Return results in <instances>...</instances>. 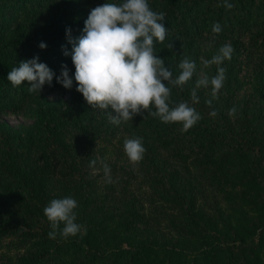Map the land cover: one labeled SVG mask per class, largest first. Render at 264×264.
<instances>
[{
  "label": "trees",
  "instance_id": "16d2710c",
  "mask_svg": "<svg viewBox=\"0 0 264 264\" xmlns=\"http://www.w3.org/2000/svg\"><path fill=\"white\" fill-rule=\"evenodd\" d=\"M122 2L0 0V113L16 111L32 97L40 114L20 128L0 120V264H264V114L249 106L248 98L209 107L207 100L193 104L175 87L172 100L189 101L201 115L181 132L180 123H164L147 110L108 126L96 120L99 110L90 108L75 80L71 89L55 76L51 85L45 83L42 90L67 91L58 99L30 93L27 81L17 87L8 81L19 61L35 56L56 75L63 64L73 75L71 55L62 49L72 48L66 28L78 37L92 8ZM227 2L234 6L226 9L224 0H148L151 10L166 13V38L154 39L155 55L165 59L175 47L202 40L230 44L231 63L237 64L227 65L228 73L234 70V87L243 83L250 96L264 102V0ZM76 13L77 18L62 21V15ZM217 22L222 30L213 34ZM232 108L236 111L229 115ZM123 133L127 139L142 138L146 152L136 164L125 154ZM80 142L114 147L112 153L128 163V183L135 186L141 178L145 188L131 189L129 200L122 193L115 199L114 182L84 178L82 157L73 156ZM66 196L78 202L75 222L82 231L65 239L57 230L49 238L43 209ZM126 201L133 206L142 201L148 209L133 212L128 205L121 214V206L111 215L120 205L115 203ZM137 219L167 236L143 237Z\"/></svg>",
  "mask_w": 264,
  "mask_h": 264
},
{
  "label": "clouds",
  "instance_id": "9594fccd",
  "mask_svg": "<svg viewBox=\"0 0 264 264\" xmlns=\"http://www.w3.org/2000/svg\"><path fill=\"white\" fill-rule=\"evenodd\" d=\"M223 6L231 9L234 5L224 0ZM165 19L166 13L151 10L148 0L97 5L84 20L81 35L73 37L71 28H66V38L72 48L70 52L65 46L62 49L64 55H71L75 67L73 75H70L66 64L56 75L35 56L19 61V66L11 69L7 79L13 87L27 81L28 91L39 95L45 83L51 85L54 76L66 89H71L75 80L76 90L83 95L90 108L107 112L110 123L114 125L133 120L136 115L144 116L147 110L148 115L164 123H180L181 132H187L201 119V115L189 101L174 102L170 92L171 87L183 88L191 80L196 64L185 57L178 64L179 75L174 77L172 70L165 67L164 59L155 55L154 39L162 43L166 38ZM221 30L218 22L213 24V34ZM46 46L44 42L39 44L41 49ZM167 47L172 49L174 44L169 43ZM233 51L230 44H225L210 60L202 59L205 68L215 64L217 72L211 78L202 73L196 80L190 93L193 104L199 103L197 90L201 87L211 88V99L206 101L209 107L212 100L218 99L226 80V69L221 65L231 59ZM153 107L155 111H152ZM235 111V108L230 109L229 115ZM210 115L215 117L217 111L213 109ZM124 151L133 164L141 161L146 152L142 138H126ZM96 163V160L90 161L89 167H94ZM100 163L106 182L112 183L110 166L104 161ZM77 207L78 202L70 196L53 199L44 207V215L52 229L48 233L49 238L54 239L57 230L65 239L82 231L83 226L75 222Z\"/></svg>",
  "mask_w": 264,
  "mask_h": 264
},
{
  "label": "rangeland",
  "instance_id": "374dc122",
  "mask_svg": "<svg viewBox=\"0 0 264 264\" xmlns=\"http://www.w3.org/2000/svg\"><path fill=\"white\" fill-rule=\"evenodd\" d=\"M59 12H57V16ZM83 15V14H82ZM66 15H62V21H68L69 19H75L79 16V13H76L75 15H71V16H67ZM51 16L48 17V19ZM49 21V20H47ZM196 45V46H195ZM186 46L181 44L180 47H175L174 50H172L171 52L168 53L167 58H163L164 62H166L165 67L169 68L170 70H172L173 72V76H178L180 73V69L178 68V64L185 58H189L190 60L195 61L196 64V72L193 75V77L191 78V80L183 87L180 88V91L182 94L180 95H184V97H190V93H191V89L195 87V83L196 80L201 76V74H206L209 76V78H211L212 76L216 75L217 72V66L215 64L211 65L210 67L205 68L203 66L202 63V59L204 60H210L213 57V53H215V50H219L220 47H222V44L219 41L215 42L214 45L210 44L207 40H202V41H197L195 43H193L192 45L188 46V48H185ZM196 47V50H195ZM208 50H213V53L211 54H207ZM197 51V53L195 52ZM196 53V54H195ZM195 54V55H194ZM195 58H194V56ZM169 59L172 61L171 64H168L166 60ZM231 63V60H225L223 62V64L221 65L222 67H224L226 69V80L224 81V85L222 87V89L219 92L218 95V99H214L212 100V102L217 105L220 106L222 103L226 102L225 100L228 99H234V100H238V99H242L243 97L248 98L249 100V106H255L256 109L260 110V114L263 115L264 114V102H259L256 100V97L254 96H250V93L246 90L245 85L242 83L240 84V87H234V82L236 79L235 77H233V71L230 73H228V67L227 65ZM234 64L235 66H237V64L235 63H231ZM166 83V82H165ZM175 90V87H171V91ZM172 92H170L171 94ZM37 94V93H35ZM40 94L48 99H58L61 97H65L67 95V91H65L62 88H58L55 90H51V91H45V90H41ZM34 95V94H33ZM32 95V96H33ZM197 95L199 97V102L204 101V100H209L211 99V88H204L201 87L197 90ZM243 100V99H242ZM40 118V114L38 112V110L36 109L35 103L32 100V97L30 99H28L25 104L23 106H21L20 108H18L16 111H12V112H4V113H0V120L7 122L8 124H10L11 126L15 127V128H20L22 126L31 124L37 120H39ZM96 120H103L102 122H104L105 124H107L108 126H112L114 124L110 123L109 119H108V113L107 112H102L99 110V113L97 115ZM123 137H125V133L122 134ZM126 139V137L124 138ZM81 144H79L77 149H74L73 151V156L76 158L78 156L82 157V172L81 175L84 178H90L95 181V180H99V181H104L105 180V175L103 172V168L101 166L100 161H104L105 163H107L110 166L111 169V178H112V182H114L113 184V188H114V198H120L119 195L122 193V197L127 199L129 198V191L131 189H135L138 190H142L143 188H145V184L143 183L142 179H138L137 184L135 186H131L128 181L127 178L125 177V173L124 170L127 168L128 163L126 161V159L122 158H117L114 154L113 148L112 146L107 147L104 146V144L102 143H97L94 144L93 146H88L83 142H80ZM106 145V144H105ZM92 160H96L97 163L94 167H89V163ZM120 163H122V167L120 168ZM112 173L115 174V178L119 177L118 179H115L112 176ZM91 181V183L93 182ZM103 184V182H101V185ZM102 188L100 187L98 192H100V195L102 196ZM137 196H141L140 194H138ZM129 200V199H127ZM185 200L189 201V195H187L185 197ZM133 202V201H132ZM132 202H118L115 203L120 204L118 205V207H113L111 208V215L113 216H117L119 212L122 211V207L124 208L125 211L121 212V214H124L127 211V206L129 205L130 208L133 210V212H144L148 209V205L143 203L142 201H137V205L133 206L131 203ZM114 203V202H112ZM122 204V205H121ZM127 204V205H125ZM92 206V205H91ZM122 206V207H121ZM189 215L191 216L192 214L190 213V210H188ZM107 214V213H105ZM108 215V214H107ZM136 226L138 227L140 234L143 235V237L150 239V238H158L160 239L161 237H166L167 235L163 232H159V231H154L151 229V226L144 220V219H137V224Z\"/></svg>",
  "mask_w": 264,
  "mask_h": 264
}]
</instances>
